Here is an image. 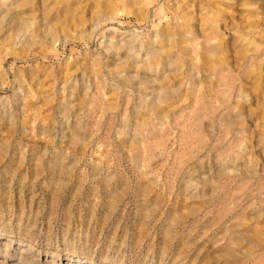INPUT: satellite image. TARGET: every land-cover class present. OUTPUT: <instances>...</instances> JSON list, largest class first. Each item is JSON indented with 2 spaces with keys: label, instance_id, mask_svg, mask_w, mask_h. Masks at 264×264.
Segmentation results:
<instances>
[{
  "label": "rangeland",
  "instance_id": "rangeland-1",
  "mask_svg": "<svg viewBox=\"0 0 264 264\" xmlns=\"http://www.w3.org/2000/svg\"><path fill=\"white\" fill-rule=\"evenodd\" d=\"M0 264H264V0H0Z\"/></svg>",
  "mask_w": 264,
  "mask_h": 264
}]
</instances>
